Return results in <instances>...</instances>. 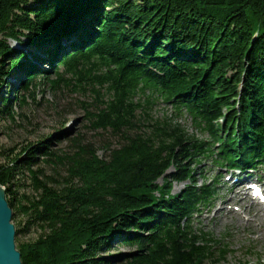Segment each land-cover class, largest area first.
<instances>
[{"label":"trees","instance_id":"trees-1","mask_svg":"<svg viewBox=\"0 0 264 264\" xmlns=\"http://www.w3.org/2000/svg\"><path fill=\"white\" fill-rule=\"evenodd\" d=\"M0 36L3 135L43 82L93 96L85 117L113 139L104 156L80 134L53 149L62 132L0 147L23 264H226L228 245L193 226L216 193L197 171L264 165V0H0ZM160 102L177 117L155 118Z\"/></svg>","mask_w":264,"mask_h":264},{"label":"rangeland","instance_id":"rangeland-1","mask_svg":"<svg viewBox=\"0 0 264 264\" xmlns=\"http://www.w3.org/2000/svg\"><path fill=\"white\" fill-rule=\"evenodd\" d=\"M9 45L15 50L23 49L24 51H34L33 48L27 47L25 44H19L16 41H10ZM30 61L31 60H29V62ZM23 62L24 64H29L26 60ZM17 78L18 76H15L16 80ZM15 79L10 78L8 79V82L17 83ZM4 90L5 93H7L8 89ZM35 95V102L30 99L28 107L23 110H17V112L24 117H19L17 120V126H12L8 131L9 136L2 134L5 123L0 122V147L4 146L9 149L18 145L19 149L17 152H20L22 147H25L30 143H32V147H34L35 145H38L42 138L51 137V139H55L61 132L66 133L67 136L60 141H55L52 145L53 149L57 150L62 148L68 150L69 139L76 137L78 134L82 136L84 142L93 143L96 149L99 150L98 152L100 156L105 155L103 146L108 143L113 145L111 143V140L113 141V139L105 134H101L100 131H94L91 129V123L85 117L86 115L82 108V102H93L94 97L90 94H88L87 97H84L80 94L71 93L69 90L54 94L48 89V85H45L42 82V85L37 88ZM151 111L153 112L152 115L157 119H162L165 114L177 117L175 116L174 109L166 104H162V102L154 106ZM178 119L179 123L183 125L190 134H195L199 138L207 137L205 133L195 128L190 117L179 116ZM3 162L4 160L0 158V164ZM203 168L204 173L208 178H213L217 174L216 169L209 163H205ZM26 184L29 185L30 182L27 181ZM183 188V184H175L173 193L178 194ZM220 188H222L220 190V195L227 192V198H232L233 193L228 192L231 188L230 184L221 185ZM240 199L241 197L235 198V200ZM214 206L212 207L214 208L213 211H215V216H213L214 213H212V217H207L208 219H205L204 217V219L200 218V227L213 233L219 239L225 234L228 236L226 242L232 246V254L227 257L226 264H240L245 261L250 262L251 264H259V259H264V233L262 234L259 232V229L264 230V216L261 217L256 209L250 210L249 217L253 219V222L250 225H247L244 223L245 221L241 222L237 215L225 216L223 213L219 214V216L218 214L216 215L219 205ZM246 208L247 205L242 209V216L244 219H246L248 215L244 212ZM195 224H197V222H195ZM259 224H261L260 228H258ZM252 230H255V234L252 233ZM129 252V248L115 245L109 252V256L111 258H119L116 261L120 262Z\"/></svg>","mask_w":264,"mask_h":264},{"label":"water","instance_id":"water-1","mask_svg":"<svg viewBox=\"0 0 264 264\" xmlns=\"http://www.w3.org/2000/svg\"><path fill=\"white\" fill-rule=\"evenodd\" d=\"M7 188L0 184V264H23L17 248V227L14 212L7 196Z\"/></svg>","mask_w":264,"mask_h":264},{"label":"bare ground","instance_id":"bare-ground-1","mask_svg":"<svg viewBox=\"0 0 264 264\" xmlns=\"http://www.w3.org/2000/svg\"><path fill=\"white\" fill-rule=\"evenodd\" d=\"M218 201L221 202V204H222V207L220 208L221 209L220 212H223V215L229 216V214H231V215H237L238 216V213L237 212L236 213L232 212L233 210L231 209V205L234 202L233 199H229L226 196H221L218 199ZM243 201H247L248 202L249 200L247 198H244V199H242V201H240V203L243 204ZM252 205H254V202L252 203ZM238 218L240 219L241 222H244L242 220V218H240L239 216H238ZM252 232H255V230H253ZM260 233H263V231H261Z\"/></svg>","mask_w":264,"mask_h":264}]
</instances>
